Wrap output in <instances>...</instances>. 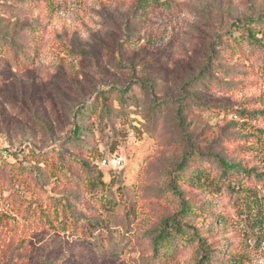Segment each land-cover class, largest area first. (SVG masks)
I'll list each match as a JSON object with an SVG mask.
<instances>
[{
  "label": "rangeland",
  "instance_id": "374dc122",
  "mask_svg": "<svg viewBox=\"0 0 264 264\" xmlns=\"http://www.w3.org/2000/svg\"><path fill=\"white\" fill-rule=\"evenodd\" d=\"M161 2L0 0V264H264V0Z\"/></svg>",
  "mask_w": 264,
  "mask_h": 264
},
{
  "label": "trees",
  "instance_id": "16d2710c",
  "mask_svg": "<svg viewBox=\"0 0 264 264\" xmlns=\"http://www.w3.org/2000/svg\"><path fill=\"white\" fill-rule=\"evenodd\" d=\"M157 1L161 2L163 0H157ZM161 3H163V2H161ZM262 18L264 19V16H262ZM253 21L254 20H248L247 23H249V22L252 23ZM237 25H241V23H238ZM243 27L248 28L247 33H246V36L249 39L248 41H250L252 44L259 46V47L264 49V41L257 38V36L252 32L251 28H249L247 25H245ZM236 29L238 31H241L242 28H241V26H239ZM10 53H11V55H13V58L15 61L18 59L19 56L22 57V61H26L29 59L26 53L19 54V51L14 46L10 47ZM124 92H127V91L124 90ZM126 100H127V98H125V100L120 98V102L122 104L121 106H125V104L127 102ZM160 106H161V102H154V104H153L154 109H157V108L161 109ZM105 109H106L105 111H107V112L110 111L108 106H106ZM177 113H178V117H179L180 121L183 123L185 120V116H184V110L182 109V107L178 108ZM189 156H190V154H186L184 159L182 161H180V163L177 166V170H179L180 175L183 173V171L186 170V168L188 166L187 164L189 162ZM215 157L217 158V160L220 164V167L222 168V172L220 173V175L218 177L219 180L216 181V184L218 185L217 188L219 190H222L224 187H226L227 189L232 190L233 192H240V189L244 188L245 186H243L241 182H238V180H236L235 177L255 178L259 182H262L264 184V171L260 172L255 168H252V169L243 168L239 163L234 162V161H229L228 159L224 158L220 154L215 155ZM203 182H204V180H203ZM173 186L176 188V191H178V189H180V186L178 184L177 185L173 184ZM252 219L256 220L257 217H255V218L253 217ZM181 230H182V228L180 227L179 222L174 217L168 216L165 219H163V221L160 224L158 234L153 239L154 244H156V248L159 250V245L164 243L169 238L174 237L175 236L174 233H177Z\"/></svg>",
  "mask_w": 264,
  "mask_h": 264
},
{
  "label": "built area",
  "instance_id": "2783aa9c",
  "mask_svg": "<svg viewBox=\"0 0 264 264\" xmlns=\"http://www.w3.org/2000/svg\"><path fill=\"white\" fill-rule=\"evenodd\" d=\"M102 163H103V165H109V164H111V160L108 159V158H103ZM121 163H122L121 159H117L116 162H115V166H118Z\"/></svg>",
  "mask_w": 264,
  "mask_h": 264
}]
</instances>
